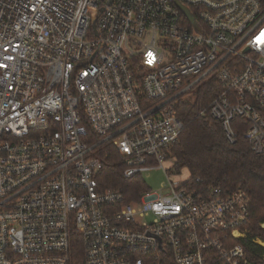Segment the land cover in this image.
Wrapping results in <instances>:
<instances>
[{"label":"built area","instance_id":"1","mask_svg":"<svg viewBox=\"0 0 264 264\" xmlns=\"http://www.w3.org/2000/svg\"><path fill=\"white\" fill-rule=\"evenodd\" d=\"M180 1L200 31L176 0H0V264H264L247 192L189 188L164 166L178 101L211 77L227 141L245 120L264 155V7ZM104 143L126 177L162 167L167 188L100 191Z\"/></svg>","mask_w":264,"mask_h":264},{"label":"trees","instance_id":"2","mask_svg":"<svg viewBox=\"0 0 264 264\" xmlns=\"http://www.w3.org/2000/svg\"><path fill=\"white\" fill-rule=\"evenodd\" d=\"M259 1L264 7V0ZM221 90L222 86L211 77L196 85L187 99L178 101L176 111L184 129L178 141L170 147L168 156L173 160L174 172L189 171V178L183 180L189 188L219 187L247 192L251 213L246 224L249 236L264 239V155L257 156L252 152L244 135L247 124H241L245 120H235L237 140L235 143L227 141L221 122L210 113V105ZM97 150L102 161V167L95 174L99 190H119L125 194L126 202H138L149 189L144 176H125L124 156L113 144H101ZM243 243L248 254L254 256L258 249L253 243L250 240H243ZM73 244L74 255L81 254L83 247L77 235Z\"/></svg>","mask_w":264,"mask_h":264},{"label":"rangeland","instance_id":"3","mask_svg":"<svg viewBox=\"0 0 264 264\" xmlns=\"http://www.w3.org/2000/svg\"><path fill=\"white\" fill-rule=\"evenodd\" d=\"M98 14H99L98 10L93 9L92 18H96ZM164 166L168 170V172L170 173V176L172 177L174 181L175 180L183 181L189 178L190 173L186 169L182 170L181 174H177L176 172H174L176 171V169H175V166L173 165V160L170 158L169 160H166L164 162ZM143 176L147 182V186L151 188L152 190H158V189H161L162 187L167 188L169 184L168 176L162 167L153 168L150 171L144 173Z\"/></svg>","mask_w":264,"mask_h":264},{"label":"water","instance_id":"4","mask_svg":"<svg viewBox=\"0 0 264 264\" xmlns=\"http://www.w3.org/2000/svg\"><path fill=\"white\" fill-rule=\"evenodd\" d=\"M113 2V0H109V3L111 4ZM177 5L182 9V11L184 12V14L186 15V17L189 19V21L192 23V25L194 26V28L197 31H200V27L198 22L195 19L194 14L191 12V10L184 5L180 0H176Z\"/></svg>","mask_w":264,"mask_h":264},{"label":"bare ground","instance_id":"5","mask_svg":"<svg viewBox=\"0 0 264 264\" xmlns=\"http://www.w3.org/2000/svg\"><path fill=\"white\" fill-rule=\"evenodd\" d=\"M222 124V123H221ZM98 151V150H97Z\"/></svg>","mask_w":264,"mask_h":264}]
</instances>
